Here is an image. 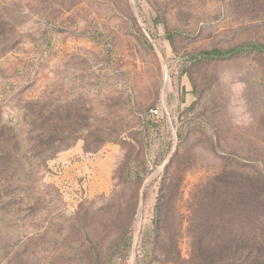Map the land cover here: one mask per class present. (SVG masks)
Returning <instances> with one entry per match:
<instances>
[{
	"label": "rangeland",
	"instance_id": "1",
	"mask_svg": "<svg viewBox=\"0 0 264 264\" xmlns=\"http://www.w3.org/2000/svg\"><path fill=\"white\" fill-rule=\"evenodd\" d=\"M244 44L264 0H0V264H264V54L194 59Z\"/></svg>",
	"mask_w": 264,
	"mask_h": 264
},
{
	"label": "trees",
	"instance_id": "2",
	"mask_svg": "<svg viewBox=\"0 0 264 264\" xmlns=\"http://www.w3.org/2000/svg\"><path fill=\"white\" fill-rule=\"evenodd\" d=\"M252 53H261L264 54V44H244V45H240L238 47L229 49V50H219V49H214V50H210V51H205L202 52L200 54H197L196 56H194V59L198 60V61H209V60H226L235 56H239V55H245V54H252ZM63 114V113H62ZM61 119L62 120H66L70 118V115H61ZM40 118V117H39ZM44 123H47V121H49V116L43 114L40 118ZM6 137V131H3V129H0V139H2V141H4V137ZM9 137V136H7ZM51 138L50 135H45L44 133H41V135L39 136V143H42L44 145H48V139ZM61 138V137H60ZM46 139V140H44ZM42 147V146H40ZM4 163L3 165L6 164V162H9V160H2ZM207 191L205 195H207ZM250 249H248L247 251V255H246V264H250L251 260L253 259V257H251ZM111 261H109V263H101L100 261H97L96 264H110Z\"/></svg>",
	"mask_w": 264,
	"mask_h": 264
}]
</instances>
